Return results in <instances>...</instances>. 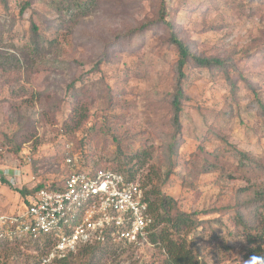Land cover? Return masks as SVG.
Here are the masks:
<instances>
[{
    "label": "rangeland",
    "instance_id": "374dc122",
    "mask_svg": "<svg viewBox=\"0 0 264 264\" xmlns=\"http://www.w3.org/2000/svg\"><path fill=\"white\" fill-rule=\"evenodd\" d=\"M171 32L193 54L223 60L214 68L187 63L180 132L172 119ZM75 108L86 111L77 128ZM67 142L83 165L113 170L150 151L141 168L130 163L139 168L134 180L148 190L149 169L170 170L161 191L180 210L216 209L198 217L203 237L188 239L199 257L264 264L242 258L243 227L255 226V208L264 207V0H0V214L22 209L17 190L28 196L63 179ZM49 248L42 240L2 243L0 264H57L46 259ZM107 250L95 252L97 264L163 258L154 244ZM85 259L77 251L66 257Z\"/></svg>",
    "mask_w": 264,
    "mask_h": 264
},
{
    "label": "built area",
    "instance_id": "2783aa9c",
    "mask_svg": "<svg viewBox=\"0 0 264 264\" xmlns=\"http://www.w3.org/2000/svg\"><path fill=\"white\" fill-rule=\"evenodd\" d=\"M66 173L37 188L22 209L0 214V242L47 239L46 259H61L85 245L141 250L151 246L153 218L144 188L122 173L83 165L71 142L64 146Z\"/></svg>",
    "mask_w": 264,
    "mask_h": 264
},
{
    "label": "trees",
    "instance_id": "16d2710c",
    "mask_svg": "<svg viewBox=\"0 0 264 264\" xmlns=\"http://www.w3.org/2000/svg\"><path fill=\"white\" fill-rule=\"evenodd\" d=\"M24 5L25 6H23L21 9H24L27 3H25ZM159 21H164L163 15H161ZM30 39L34 45V48H38L39 32L36 24H34L33 22H31L30 25ZM169 41L174 46L177 52V60L175 66L176 79L173 88L174 93L171 104L173 107V124L175 126V129L180 132L181 124L179 122V116L182 111V102L183 100H186V95L182 89L181 84L185 78L184 69L187 63L192 61L198 67L214 68L221 67L223 65V60L217 57H205L193 54L189 46L180 38H178L174 32L170 33ZM72 117V119L76 121L75 128H77L81 124L83 119L86 117V111H83V109L80 111L75 108L73 109ZM175 145H177L175 152V156H177L178 148L181 144L178 143ZM169 148L172 149L171 146H169ZM237 152L240 157H246V153L242 150ZM151 156L152 154L150 151L143 150L139 154H133L125 162L118 161L116 163V166L114 167L115 170H110L122 173L127 177V179L136 181L134 179L136 178L138 169L141 168L144 164H146L147 159ZM132 162L138 163L139 168L134 169V165L130 164ZM93 167L104 168L102 166ZM149 170L150 171L146 174V182L150 185V188L148 190L144 188V185L146 186L145 182L144 185L141 183L140 184L144 188L145 200L148 203L149 212L151 213L153 218L152 227L148 235L149 241L155 246H158L159 251L163 255L162 260L157 264H207L204 258L199 257L198 250L192 249V246L188 239L193 240L194 237H203L205 230L204 228H200L199 226L200 224H202L203 220L199 219L198 217L199 215H208L209 213H214L216 209L211 208L200 212H185L180 210L177 205V200H175L171 196L164 194L161 191V186L167 182L171 171H166L162 176L156 169ZM1 181L5 182V180L3 179H1ZM55 183V181L50 184L42 183L39 186L34 187L32 192H34L39 187H51ZM17 191L23 196V199L25 201V197L27 196L28 192L26 190ZM150 196H152L153 199H150ZM259 196V201L263 202L262 194ZM159 210L161 212H159ZM254 217L256 219L255 226L243 227V229L245 230V240L247 247L244 250L242 258L253 259L255 263H262L264 262V207L262 205H260L259 208H255ZM239 224L242 223L240 222ZM184 231L191 232L189 238L183 235ZM209 238L212 240V242H214V240L216 241V239L218 238V234L216 232H211V234H209ZM29 240H42L45 242L46 246L49 243L48 240L45 238ZM2 243L8 242H0V244ZM224 247L227 246L224 244ZM107 251L109 250L102 248L98 245L82 246L77 250V255L81 258L85 257L86 259L84 261H80L79 264H97V261H99V259L95 260V252L101 253ZM66 257L57 259V264H68Z\"/></svg>",
    "mask_w": 264,
    "mask_h": 264
}]
</instances>
